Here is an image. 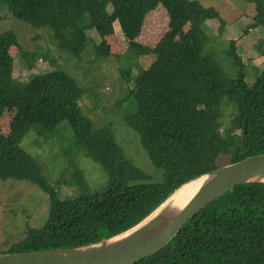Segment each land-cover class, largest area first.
Segmentation results:
<instances>
[{
	"label": "trees",
	"instance_id": "16d2710c",
	"mask_svg": "<svg viewBox=\"0 0 264 264\" xmlns=\"http://www.w3.org/2000/svg\"><path fill=\"white\" fill-rule=\"evenodd\" d=\"M250 1L255 9L251 27L264 25V0ZM159 4L168 15L167 31L153 48L138 44L145 15ZM0 5L33 27H50L57 47L76 56L89 40L87 30L105 37L114 32L115 21L128 50L153 55L148 67L124 74L134 82L128 93L135 105L124 122L162 171L154 180L125 156L110 125H94L79 105L82 87L63 70L31 73L26 80L14 77L10 47L22 52L27 68L34 66L35 53L23 51L13 31L0 32V122L6 107L14 112L7 132L0 124V179L35 184L49 202L42 224L28 227L0 253L107 238L139 222L189 179L264 153V68L253 83L247 82L234 40L225 50L235 75L219 66L205 31L207 20L218 19L221 28L224 24L213 6L198 0H0ZM181 29L183 39L178 38ZM95 51L101 57L109 54L104 42ZM258 51L264 54V48ZM221 103L234 105L222 132ZM63 122L72 132L75 152L104 171L99 189L82 183L77 195L61 198L36 158L21 147L29 130L45 140ZM134 264H264V182L240 184L217 197L163 248Z\"/></svg>",
	"mask_w": 264,
	"mask_h": 264
},
{
	"label": "rangeland",
	"instance_id": "374dc122",
	"mask_svg": "<svg viewBox=\"0 0 264 264\" xmlns=\"http://www.w3.org/2000/svg\"><path fill=\"white\" fill-rule=\"evenodd\" d=\"M198 1L213 6L224 20L222 28L219 27L218 19L205 21V31L210 38L207 45L215 50L214 59L228 76L233 77L235 72L230 67L225 48L229 40L235 39L234 42L239 45L238 48L235 46L236 52L246 62V80L253 83L264 68V56L257 54L259 48H264V25L251 27L254 23V4L250 0ZM108 10H111L110 6ZM181 15L187 17L188 13L181 11ZM113 27L114 32L105 37H101L94 29L87 30L89 40L80 55L76 56L57 47L50 27H33L13 18L6 7L0 5V32L13 31L23 51L35 53L34 66L27 68L22 52L15 46L10 47L14 77L26 80L31 73L46 72L53 68L66 72L83 89L79 100L82 112L96 127L110 125L125 156L154 180H159L162 171L151 163L138 134L124 122V116L134 111L135 107L128 93L134 82L132 78L126 81L124 74L133 75L140 67H148L153 55L133 54L127 48L128 41L122 35L117 21ZM167 29L168 15L159 4L145 15L136 42L153 48ZM183 34L181 29L178 38L183 39ZM100 42H104L109 49L106 57L99 56L95 51V45ZM220 111L222 132L230 125L234 105L221 103ZM13 113L9 106L5 108L0 122L3 132H7ZM53 132L56 134L44 140L31 129L24 135L20 145L36 158L43 175L56 186L59 196L77 195L82 183L90 190L99 189L106 175L97 163L75 152L68 124L61 123ZM48 203L47 194L37 185L27 181L0 179V251L22 238L28 227L40 226L45 220Z\"/></svg>",
	"mask_w": 264,
	"mask_h": 264
},
{
	"label": "water",
	"instance_id": "95a60500",
	"mask_svg": "<svg viewBox=\"0 0 264 264\" xmlns=\"http://www.w3.org/2000/svg\"><path fill=\"white\" fill-rule=\"evenodd\" d=\"M202 177L186 200L187 190L181 191L182 188ZM252 182H264V153L189 179L143 219L117 234L75 247L0 253V264H134L163 248L189 219L214 199L237 185ZM182 195L184 201L177 205L175 198Z\"/></svg>",
	"mask_w": 264,
	"mask_h": 264
},
{
	"label": "bare ground",
	"instance_id": "6f19581e",
	"mask_svg": "<svg viewBox=\"0 0 264 264\" xmlns=\"http://www.w3.org/2000/svg\"><path fill=\"white\" fill-rule=\"evenodd\" d=\"M202 179H203V177L199 178V179H197L195 181H192L188 185H186L184 188H182L181 191L187 190V192H184V195L186 196V200L195 192V190L197 189V187L201 183ZM188 187H190V189H186ZM179 193H180V191L178 192V194ZM179 196H181V195H179ZM175 200H176L175 202H177V205H180V203H182L184 201L183 200V195H182V197H176ZM173 206H175V205H173Z\"/></svg>",
	"mask_w": 264,
	"mask_h": 264
},
{
	"label": "crops",
	"instance_id": "0c3cea01",
	"mask_svg": "<svg viewBox=\"0 0 264 264\" xmlns=\"http://www.w3.org/2000/svg\"><path fill=\"white\" fill-rule=\"evenodd\" d=\"M248 32H249V31H247L246 33L248 34ZM234 40H235V39H234ZM235 43H236V42H235ZM235 46H236L237 48L239 47V45H238L237 43L235 44ZM237 50H238V49H237ZM257 54H260V53L257 52ZM260 55L264 56V54H260ZM244 63H246V62H244Z\"/></svg>",
	"mask_w": 264,
	"mask_h": 264
}]
</instances>
